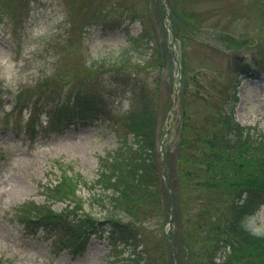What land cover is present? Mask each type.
<instances>
[{
  "label": "trees",
  "instance_id": "16d2710c",
  "mask_svg": "<svg viewBox=\"0 0 264 264\" xmlns=\"http://www.w3.org/2000/svg\"><path fill=\"white\" fill-rule=\"evenodd\" d=\"M198 2L200 7L207 4L205 0H176V7L171 6L173 17L179 19L175 26L177 34L187 33L185 27L199 34L216 29L213 13L206 8L197 9ZM76 3L81 8L78 13L90 14L94 25L103 30H124L128 21H138L141 33L129 35L126 52L120 56L90 59L81 69L72 70L68 77L57 81L46 78L38 99L34 104L27 103L32 104L30 109L44 105L43 115L52 131L64 132L82 125H115L119 145L99 157L96 179L102 187L98 196L102 198L110 191L107 195L124 215L116 217V204H113L115 215H107L103 221L70 217L69 213L49 208L47 213L37 214L38 219L28 218L24 222L26 227L42 225L56 239L66 240L71 248L77 241L82 242L81 247L92 238L107 239L114 250L123 247L132 252L127 264L140 263L145 256L144 248L139 249L143 223L153 216H166L170 204L178 202L188 234H193L188 239L190 245L183 249L188 247L192 251L199 244L201 250L204 247L201 242L208 234L207 238L213 241L209 257L215 259L223 248L228 251L221 264H230L231 259L233 264L238 254L242 255L238 257L241 264H246L247 259L248 264H264V229L252 222L264 203V180L257 178L253 170L242 179H233L232 175L235 167L241 170L247 166V155L243 164L238 162L242 151L250 146L252 153L255 150L234 116L239 77L250 69L248 57L241 53L243 48L246 51L244 44L234 40L241 51L232 56L238 68L231 84L223 81L216 66L199 65V73L194 70L186 76L173 121L178 143L173 152L166 147L164 156L168 186L162 177L163 157L158 142L165 133L172 104L171 93H163L161 77L169 50L156 42L152 21L153 12L163 16L161 1L76 0ZM35 120L30 115L29 121ZM52 189L60 192L58 185ZM216 227L219 233L212 234ZM241 240L245 241L242 245Z\"/></svg>",
  "mask_w": 264,
  "mask_h": 264
},
{
  "label": "rangeland",
  "instance_id": "374dc122",
  "mask_svg": "<svg viewBox=\"0 0 264 264\" xmlns=\"http://www.w3.org/2000/svg\"><path fill=\"white\" fill-rule=\"evenodd\" d=\"M205 1L206 5L200 7L198 2L196 8L213 13L216 29L199 34L185 27L187 69L199 73V65L216 66L223 81L231 84L238 62L232 57L234 54H228L230 57L225 53H229V47L239 48L234 40L244 44L243 54L248 57L250 69L239 77L243 80L238 88L240 100L235 116L255 150L252 153L250 146L242 151L238 162L243 164L247 155V166L241 170L235 167L232 175L233 179H242L253 170L257 178L264 180V0ZM169 5L176 7V0H169ZM79 8L76 0H0V264L129 262V252L112 250L104 239L93 238L81 247L82 242L77 241L71 248L66 240L54 238L42 225L26 227L24 223L28 218L38 219L37 214H45L49 208L69 213L70 217L101 221L116 212L115 201L107 195L110 191L102 198L98 196L102 187L96 179L98 158L118 145L112 128L80 126L58 133L50 129L44 118V105L30 109L46 78L57 81L68 77V72L81 69L90 58L111 59L126 50V33L94 26L90 14H79ZM160 16V12H153L152 21ZM128 28L132 35L141 30L138 21H128ZM220 31L222 36H217ZM177 52L180 58V49ZM177 72L176 64L167 59L161 70L164 94H178L170 83L173 79L174 85L179 84ZM30 115L35 117L34 122L29 121ZM173 133L165 138V145L171 149L178 143V135ZM56 185L60 192L53 191L52 186ZM116 207V217L124 215L117 204ZM170 220L179 257L175 264L222 263L228 251L223 248L215 259L209 257L213 241L207 238L208 234L201 242V250L199 244L192 251L188 247L183 249L190 245L188 239L193 234H188L177 202L170 205L166 216H153L143 223L139 249L144 248L145 256L140 263L133 264H173L165 238L170 232ZM254 220L264 228V206ZM216 233L217 227L212 231ZM244 242L241 240V245ZM238 257L242 255L238 254L233 264H241Z\"/></svg>",
  "mask_w": 264,
  "mask_h": 264
},
{
  "label": "clouds",
  "instance_id": "9594fccd",
  "mask_svg": "<svg viewBox=\"0 0 264 264\" xmlns=\"http://www.w3.org/2000/svg\"><path fill=\"white\" fill-rule=\"evenodd\" d=\"M252 230H253V231H257V229H256V228H253Z\"/></svg>",
  "mask_w": 264,
  "mask_h": 264
}]
</instances>
